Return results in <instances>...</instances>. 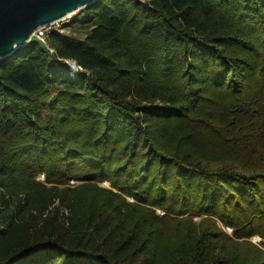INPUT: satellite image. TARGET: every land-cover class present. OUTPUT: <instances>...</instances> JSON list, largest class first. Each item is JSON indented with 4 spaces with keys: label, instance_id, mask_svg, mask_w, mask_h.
<instances>
[{
    "label": "trees",
    "instance_id": "obj_1",
    "mask_svg": "<svg viewBox=\"0 0 264 264\" xmlns=\"http://www.w3.org/2000/svg\"><path fill=\"white\" fill-rule=\"evenodd\" d=\"M67 25L0 60V264H264V0Z\"/></svg>",
    "mask_w": 264,
    "mask_h": 264
},
{
    "label": "water",
    "instance_id": "obj_2",
    "mask_svg": "<svg viewBox=\"0 0 264 264\" xmlns=\"http://www.w3.org/2000/svg\"><path fill=\"white\" fill-rule=\"evenodd\" d=\"M96 1L0 0V60L27 45L37 28L77 14Z\"/></svg>",
    "mask_w": 264,
    "mask_h": 264
},
{
    "label": "built area",
    "instance_id": "obj_3",
    "mask_svg": "<svg viewBox=\"0 0 264 264\" xmlns=\"http://www.w3.org/2000/svg\"><path fill=\"white\" fill-rule=\"evenodd\" d=\"M63 20V19H62ZM61 21V20H60ZM60 21L54 22L50 25H46V26H41L39 28H37L34 33L33 36L34 39L40 41L42 44H44L47 49L51 52V53H55V49L52 48L48 42H47V35L48 32L51 30V28L55 27L56 24H58ZM57 29H61L60 27H55ZM59 60H63L69 67L70 70V74L72 76H79L81 75L83 72L89 73L88 71H86L76 60L71 59V58H59ZM44 178V175H39V178ZM71 183H75V181H71ZM56 204H58V200L56 201ZM52 208V207H51ZM64 212L66 214H68V211L66 209H64Z\"/></svg>",
    "mask_w": 264,
    "mask_h": 264
},
{
    "label": "rangeland",
    "instance_id": "obj_4",
    "mask_svg": "<svg viewBox=\"0 0 264 264\" xmlns=\"http://www.w3.org/2000/svg\"><path fill=\"white\" fill-rule=\"evenodd\" d=\"M78 14V13H77ZM77 14H74L73 16H68V17H66V18H64L63 20H61L58 24H56V26L55 27H60L61 29H63L64 31H68V32H74V30L70 27V26H68L67 24L68 23H70V22H72V20L77 16ZM55 27H53V28H55ZM53 28H51V29H53ZM86 31L87 30H82V31H80L79 32V34L76 32V34H78V35H84L85 33H86ZM32 40H35L34 39V37H32L31 38V41ZM40 179H44L43 177L42 178H40ZM107 182V181H106ZM103 182L102 183V185H104V186H108L109 185V182ZM195 219H199V217H195ZM226 229L229 231V232H231V229H228L227 227H226ZM259 237H254L253 238V241H255V242H257V241H259L260 240V238L258 239Z\"/></svg>",
    "mask_w": 264,
    "mask_h": 264
},
{
    "label": "bare ground",
    "instance_id": "obj_5",
    "mask_svg": "<svg viewBox=\"0 0 264 264\" xmlns=\"http://www.w3.org/2000/svg\"><path fill=\"white\" fill-rule=\"evenodd\" d=\"M75 13H73V14H70L69 16H73ZM68 17V16H67ZM107 183V182H106ZM257 236V235H256ZM259 239V238H258Z\"/></svg>",
    "mask_w": 264,
    "mask_h": 264
}]
</instances>
